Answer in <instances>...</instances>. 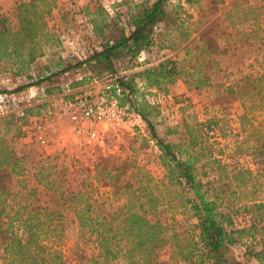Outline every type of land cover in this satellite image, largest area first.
Segmentation results:
<instances>
[{"label":"rangeland","instance_id":"374dc122","mask_svg":"<svg viewBox=\"0 0 264 264\" xmlns=\"http://www.w3.org/2000/svg\"><path fill=\"white\" fill-rule=\"evenodd\" d=\"M21 1L28 0H0V14L13 16ZM140 1L36 0L39 8L45 11L50 8L43 16V31L48 34L35 39L36 58L33 61L8 62L0 72V153L12 151L22 166L19 173L10 176L12 194L4 199V221L9 219L5 213L11 215L20 203L32 200L37 205V198L40 202L49 200L52 191L45 190V185L59 191L69 186L83 188L85 179V183L91 181L97 187L98 195L100 191H108V187L91 176L95 164L103 157L117 165L127 162L141 166L148 171L152 183H162L165 169L160 150L147 123L130 109L129 100L119 104L123 120L119 125L108 127L103 147L79 143L70 120V107L78 97H95L107 87L113 91L118 76L156 65L166 57L183 59V48L191 41L190 48L209 44L218 58L222 70L214 76L213 82L194 87L179 78L163 91L135 78L137 97H144L153 105L149 119L156 135L173 144H181L188 137L185 123L192 126L195 122L213 120L209 128L202 127L203 134L197 146L202 152L198 166L203 164L199 172L204 189L209 197L217 196L221 207L230 211L235 228L247 227L259 218V226L264 225V212L253 216V211H245L242 207L245 203L264 202V176H255L256 179L246 185L245 182L240 184V178L244 177L245 181V174L232 178L238 169L248 168L255 174L257 168H261L251 154L252 143L258 135L245 132V127L264 132V109L255 111L252 126L245 125V120L241 122L240 119L241 96L226 92L221 85L224 77L264 70V0H240L241 7L251 5L255 10L245 12V45L241 47L220 48L229 30L224 12L233 0H169L165 6L169 17L153 27V43L136 56L117 58L114 73L90 64L76 65L94 50H99L105 41L128 35L131 30L129 13L135 11V4ZM253 13L257 15L254 23ZM68 65L73 66L49 76ZM226 72L231 74L227 76ZM19 87L23 88L16 91ZM115 98L120 103L116 95ZM9 167L10 164L1 165L0 178H3L1 174L8 173ZM37 182L36 196L27 195L29 187ZM155 193L163 202L157 206L156 217L162 220L174 217V229L187 234L196 221L188 207H184L186 198L193 197L191 192L174 184L168 187L160 184ZM60 209L63 217L57 226L53 224L56 231L41 236L42 243L62 252L61 260L52 264H132L128 258L121 257L108 262H101V258L97 263L89 261L96 251L93 237L73 221L68 208ZM260 237V233L255 240L244 235L239 242L225 245L221 253L226 262L222 264H258L249 249L250 242L260 247L256 242ZM0 264L12 263L0 258ZM137 264L187 263L180 258L177 249L165 243L156 248L147 263Z\"/></svg>","mask_w":264,"mask_h":264},{"label":"trees","instance_id":"16d2710c","mask_svg":"<svg viewBox=\"0 0 264 264\" xmlns=\"http://www.w3.org/2000/svg\"><path fill=\"white\" fill-rule=\"evenodd\" d=\"M168 1L141 0L136 3L135 11L129 13L128 23L131 26L129 34L105 41L99 50H94L76 65L90 64L100 67L102 71L114 73L117 58L136 56L153 43V27L169 17L165 9ZM245 6L247 5L241 7L240 0H233L224 12L229 20V30L220 48L245 45V12L248 9L255 11L253 6ZM48 12L50 8L45 11L39 8L36 0H28L16 5L13 16L0 14V72L5 69L8 62L24 64L36 58L34 41L39 35L48 34L47 31H43L45 25L43 16ZM251 18L254 23L257 15L253 13ZM190 42L183 48V59L166 57L159 60L156 65L129 75L118 76L114 81L116 87L114 86L112 90L120 99V105L129 100L130 109H133L149 126L165 169V180L160 184L165 187L174 184L183 191L189 190L193 195L190 199L186 198L184 205L196 219L191 225L192 230L183 235L174 229L176 223L174 217L167 220L156 217L157 206L163 204L155 193L156 190L159 191L160 184L157 181L151 182V176L146 169L127 162L117 165L106 157L95 164L91 176L102 186L108 187V191H100L98 195L97 187L91 181L85 183V179L83 188L69 186L66 190L59 191L45 185L43 187L45 190L52 191L49 200L40 202L41 199L37 198V205L33 204L32 200L20 203L11 215L5 213L9 215V219L4 221L2 217L5 212L4 199L12 194L10 176L22 170L18 157L13 156L12 151L8 150L3 155L0 153V167L3 164H10L8 173L6 172L4 176L1 174L3 178H0L2 203L0 258L4 262L12 264L59 262L61 250L42 243L41 236L49 231H56L55 225L57 226L63 217L60 208L66 207L72 212L73 221L93 237L96 251L89 261L95 263L100 262V258L101 262H108L119 257L128 258L132 264L147 263L157 247L170 243L187 264H222L226 262L221 253L225 245L239 242L244 235L255 240L260 233L261 239L256 241L257 244H261L260 247L256 248V245L250 242L249 254L255 257L258 264H264V225L259 226L260 218L255 219L247 227L235 228L230 211L221 207L217 196L209 197L207 189H204L205 183L199 172L203 164L198 166L202 152L197 146L203 134L202 127L209 128L213 120L195 122L192 126L185 123L188 137L181 144H173L156 135L149 119L153 105L144 97L141 99L137 97L135 78H140L147 85L163 91L167 90V85L179 78H184L189 86L194 87L208 86L213 82L214 76L222 70L218 58L209 44L204 43L203 48L199 45L190 48ZM72 66L68 65L51 72L49 76L65 72ZM231 72L233 74V71ZM229 74L231 73L226 72L227 76ZM40 81L39 79L38 82ZM221 82L223 90L241 96L243 108L241 122L245 120V125L252 126L251 121L256 118L255 111L264 109V70L234 75L230 78L224 77ZM22 88L19 87L16 91ZM247 130L250 135L254 133L258 135L252 143L251 154L261 168H257L255 174L248 168L236 171L232 178L236 179L241 176L240 174H245V181L244 177L240 178V184L245 182V185L256 179L255 176H264V132L254 127L251 129L245 127V132ZM90 174L88 172V176ZM86 179L88 180L87 177ZM38 187L39 182L29 187L27 195L36 196ZM242 207L245 211H253V216L264 212L262 201L252 202L250 205L245 203ZM13 222H16V225ZM18 229H22L20 233L17 232ZM167 231L171 233L167 234Z\"/></svg>","mask_w":264,"mask_h":264},{"label":"built area","instance_id":"2783aa9c","mask_svg":"<svg viewBox=\"0 0 264 264\" xmlns=\"http://www.w3.org/2000/svg\"><path fill=\"white\" fill-rule=\"evenodd\" d=\"M69 115L80 144L103 147L108 127L119 125L124 113L113 91L107 87L95 97H78L71 105Z\"/></svg>","mask_w":264,"mask_h":264}]
</instances>
